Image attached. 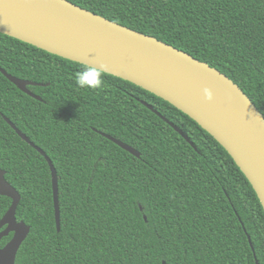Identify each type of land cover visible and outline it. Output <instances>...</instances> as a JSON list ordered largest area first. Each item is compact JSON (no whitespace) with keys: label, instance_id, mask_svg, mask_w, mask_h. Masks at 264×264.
<instances>
[{"label":"trees","instance_id":"16d2710c","mask_svg":"<svg viewBox=\"0 0 264 264\" xmlns=\"http://www.w3.org/2000/svg\"><path fill=\"white\" fill-rule=\"evenodd\" d=\"M68 1L208 63L264 115V0ZM82 66L0 33V67L41 84L28 87L37 100L0 72V165L31 228L16 264H264V208L229 153L129 81L105 73L102 88L79 87ZM5 118L57 170L60 231L49 164ZM11 204L0 196V221Z\"/></svg>","mask_w":264,"mask_h":264},{"label":"water","instance_id":"95a60500","mask_svg":"<svg viewBox=\"0 0 264 264\" xmlns=\"http://www.w3.org/2000/svg\"><path fill=\"white\" fill-rule=\"evenodd\" d=\"M0 33L82 65L103 67L106 74L129 81L169 102L229 153L264 208V115L244 91L218 69L153 36L113 22L68 0H0ZM0 72L19 90L41 100L28 88L41 84L16 78L1 67ZM205 89L212 92L211 100L206 99ZM144 105L166 120L153 106L146 102ZM5 120L45 157L51 168L55 217L60 231L57 170L44 150L8 118ZM166 121L193 145L178 126ZM101 135L133 156L141 157L132 146L105 133ZM0 196L12 199L9 211L0 221V264H15L30 227L17 221L21 195L6 180V171L1 165ZM11 233L13 238L2 247L3 238ZM249 241L255 253L250 237ZM256 264H259L257 259Z\"/></svg>","mask_w":264,"mask_h":264},{"label":"clouds","instance_id":"9594fccd","mask_svg":"<svg viewBox=\"0 0 264 264\" xmlns=\"http://www.w3.org/2000/svg\"><path fill=\"white\" fill-rule=\"evenodd\" d=\"M104 69L90 64H85L75 74V83L81 88L100 89L104 85ZM206 99H212V92L204 90Z\"/></svg>","mask_w":264,"mask_h":264},{"label":"bare ground","instance_id":"6f19581e","mask_svg":"<svg viewBox=\"0 0 264 264\" xmlns=\"http://www.w3.org/2000/svg\"><path fill=\"white\" fill-rule=\"evenodd\" d=\"M14 77H15V76H14ZM16 78H17V77H16ZM22 80H23V79H22ZM11 83H12V82H11ZM34 83H35V82H34ZM37 84H38V83H37ZM40 86H41V85H40ZM33 94H34V93H33ZM36 96H37V95H36ZM15 132H16V131H15ZM100 134H101V132H100ZM43 157H44V156H43ZM49 167H50V166H49ZM50 170H51V168H50ZM51 175H52V173H51ZM52 185H53V184H52ZM58 190H59V181H58ZM53 196H54V193H53ZM11 200H12V199H11ZM20 202H21V201H20ZM59 203H60V200H59ZM11 205H12V204H11ZM18 206H19V205H18ZM10 207H11V206H10ZM9 209H10V208H9ZM60 210H61V208H60ZM8 211H9V210H8ZM8 211H7V212H8ZM16 212H17V211H16ZM4 216H5V215H4ZM16 218H17V217H16ZM17 221H18V220H17ZM18 222H23V221H18ZM27 226H28V225H27ZM60 230H61V229H60ZM30 232H31V228H30ZM11 234H13V233H11ZM29 234H30V233H29ZM13 235H14V234H13ZM7 237H8V236H7ZM27 238H28V237H27ZM3 239H4V238H3ZM10 241H11V240H10ZM10 241H9V242H10ZM25 241H26V240H25ZM9 242H8V243H9ZM8 243H7V244H8ZM21 247H22V246H21ZM20 249H21V248H20ZM18 253H19V252H18ZM17 256H18V255H17ZM16 260H17V259H16ZM15 264H16V263H15Z\"/></svg>","mask_w":264,"mask_h":264}]
</instances>
